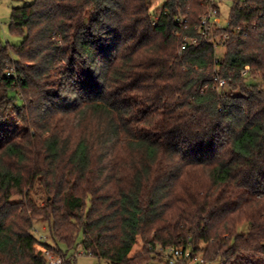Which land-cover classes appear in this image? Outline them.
I'll list each match as a JSON object with an SVG mask.
<instances>
[{
  "label": "trees",
  "instance_id": "16d2710c",
  "mask_svg": "<svg viewBox=\"0 0 264 264\" xmlns=\"http://www.w3.org/2000/svg\"><path fill=\"white\" fill-rule=\"evenodd\" d=\"M149 5L11 9L22 40H0V264H44L39 243L66 257L58 243L74 250L79 233L107 264H169L158 246L264 264V0H232L204 35L209 0H163L156 24ZM182 36L199 44L179 52Z\"/></svg>",
  "mask_w": 264,
  "mask_h": 264
},
{
  "label": "built area",
  "instance_id": "2783aa9c",
  "mask_svg": "<svg viewBox=\"0 0 264 264\" xmlns=\"http://www.w3.org/2000/svg\"><path fill=\"white\" fill-rule=\"evenodd\" d=\"M217 1L221 0H209V7L207 8V11L203 13L199 18V24L197 25V28L200 30L201 34H206L208 30H210L214 23H212V19L214 16H217L219 14V10L213 6V4ZM159 18L158 13H153L152 17V23L156 24L157 20ZM185 19L183 16H178L176 19V22L178 23H184ZM226 38V35H224ZM199 44V40L196 37L191 36H182L180 40L179 45V52L185 50L189 46H197ZM249 71V66L246 65L244 69L242 70V74H246ZM6 75H14V68L13 66H8ZM213 88L218 93H226L229 91L227 81L224 78L219 77L217 74L213 77ZM34 232L37 234L38 230L34 228ZM38 240L42 241L44 238H46L43 235L37 236ZM37 246L39 248H37ZM36 248L40 250L46 257V261L44 264H65V261H68V259H73L77 255H80L82 253L89 254L83 249H81L79 252L78 248L74 250V252L70 255V257L67 259L66 257H63V255L56 250H49L45 248L42 244H36ZM158 252H160L165 260L168 261L169 264H206L204 261V258L197 253H193L190 248H184L181 246L178 247H161L158 246L156 248Z\"/></svg>",
  "mask_w": 264,
  "mask_h": 264
},
{
  "label": "rangeland",
  "instance_id": "374dc122",
  "mask_svg": "<svg viewBox=\"0 0 264 264\" xmlns=\"http://www.w3.org/2000/svg\"><path fill=\"white\" fill-rule=\"evenodd\" d=\"M34 0H0V40L2 43H5L8 41L10 44H18L22 40L21 36L12 34L9 30V22H10V15H11V9L13 7L29 4L33 2ZM163 0H150L149 9L152 13H154L158 7L162 4ZM232 0H221L219 4V14L217 16H214L212 19V23H214L213 27L217 26H225L227 23L230 7H231ZM212 27V28H213ZM217 44L216 45V56L221 58L225 53V46L221 43L220 39L217 37ZM237 92V91H235ZM35 190V189H34ZM32 190V193L34 196L36 195V191ZM38 198V197H37ZM19 197L14 196L12 197V200H18ZM45 226V227H44ZM44 227V228H43ZM34 228L38 230L37 236L43 235L46 238H44L42 241H45L47 243H50L54 246V241L50 237L46 221L43 219H38L34 222ZM82 238V233H79L77 236V243L78 251L82 249V246L80 244ZM141 241L138 240L136 244L133 246L130 254L136 253L141 248ZM58 246L61 248V251L63 254L66 255V258L68 259L70 255L74 252L76 249L72 250H66V247L62 243H58ZM56 247V246H54ZM37 248H39L37 246ZM57 248V247H56ZM60 253V252H59ZM62 254V253H61ZM65 264H107L105 260L98 259L94 255L90 254H80L74 257L73 259H68V261H65Z\"/></svg>",
  "mask_w": 264,
  "mask_h": 264
},
{
  "label": "crops",
  "instance_id": "0c3cea01",
  "mask_svg": "<svg viewBox=\"0 0 264 264\" xmlns=\"http://www.w3.org/2000/svg\"><path fill=\"white\" fill-rule=\"evenodd\" d=\"M44 227H45V226H44ZM44 227H43V228H44Z\"/></svg>",
  "mask_w": 264,
  "mask_h": 264
}]
</instances>
